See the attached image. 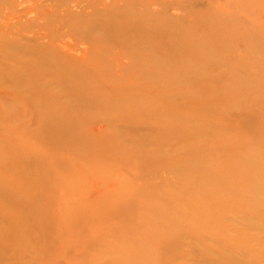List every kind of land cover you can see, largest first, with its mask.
<instances>
[{
	"label": "rangeland",
	"instance_id": "1",
	"mask_svg": "<svg viewBox=\"0 0 264 264\" xmlns=\"http://www.w3.org/2000/svg\"><path fill=\"white\" fill-rule=\"evenodd\" d=\"M263 179L264 0H0V264H264Z\"/></svg>",
	"mask_w": 264,
	"mask_h": 264
},
{
	"label": "bare ground",
	"instance_id": "2",
	"mask_svg": "<svg viewBox=\"0 0 264 264\" xmlns=\"http://www.w3.org/2000/svg\"><path fill=\"white\" fill-rule=\"evenodd\" d=\"M20 73H16L15 74V77L16 76H18ZM122 110V109H121ZM264 180V179H263ZM238 185L239 186H247L248 188H251V187H254V185L253 184H251V182L250 181H246V183H242V184H240V183H238ZM257 191H261L260 192V197L264 200V188L263 187H261L260 189H258Z\"/></svg>",
	"mask_w": 264,
	"mask_h": 264
}]
</instances>
